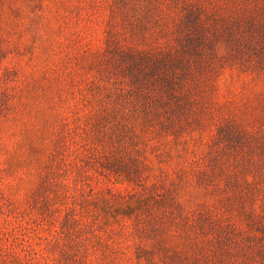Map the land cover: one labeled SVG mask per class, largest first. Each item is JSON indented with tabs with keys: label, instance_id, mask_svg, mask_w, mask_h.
Instances as JSON below:
<instances>
[{
	"label": "trees",
	"instance_id": "trees-1",
	"mask_svg": "<svg viewBox=\"0 0 264 264\" xmlns=\"http://www.w3.org/2000/svg\"><path fill=\"white\" fill-rule=\"evenodd\" d=\"M120 1L111 28L123 21L133 35L108 40L123 80L113 132L98 134L91 162L132 189L102 205L125 219L146 264H264V93L254 109L217 97L232 62L264 83V0ZM162 136L192 154L200 184L188 195L181 185L162 186L163 166L151 172L148 147ZM81 246L70 252L84 253L73 263L88 264Z\"/></svg>",
	"mask_w": 264,
	"mask_h": 264
},
{
	"label": "rangeland",
	"instance_id": "rangeland-1",
	"mask_svg": "<svg viewBox=\"0 0 264 264\" xmlns=\"http://www.w3.org/2000/svg\"><path fill=\"white\" fill-rule=\"evenodd\" d=\"M121 5L0 0V264H87L73 263L83 252L70 253L82 244L88 264H146L136 257L125 219L102 205L103 197L132 188L91 162L98 134L113 132L116 87L123 80L108 40L133 35L123 21L117 32L111 28ZM232 63L220 76L218 99L259 108L262 77ZM105 106L101 118L98 109ZM211 128L204 136L210 138ZM177 146L164 136L150 145L151 172L160 175L163 166L162 186L181 185L188 195L200 183L192 154ZM201 194L213 203L210 191Z\"/></svg>",
	"mask_w": 264,
	"mask_h": 264
}]
</instances>
